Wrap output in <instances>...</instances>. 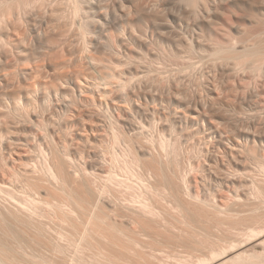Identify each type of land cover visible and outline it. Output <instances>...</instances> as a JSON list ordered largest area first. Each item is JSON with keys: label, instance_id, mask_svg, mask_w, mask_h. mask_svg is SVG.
<instances>
[{"label": "bare ground", "instance_id": "6f19581e", "mask_svg": "<svg viewBox=\"0 0 264 264\" xmlns=\"http://www.w3.org/2000/svg\"><path fill=\"white\" fill-rule=\"evenodd\" d=\"M93 1L0 0V264H264V0Z\"/></svg>", "mask_w": 264, "mask_h": 264}, {"label": "rangeland", "instance_id": "374dc122", "mask_svg": "<svg viewBox=\"0 0 264 264\" xmlns=\"http://www.w3.org/2000/svg\"><path fill=\"white\" fill-rule=\"evenodd\" d=\"M100 1H101L102 6H99V5H100V4H99ZM109 1H110V0H94L92 4L96 3L97 5H96V4H94V5L97 6L98 8H100V7H105V4H106V3H108L109 5H110L111 2L114 3L113 0H112L111 2H109ZM116 1L119 2V0H116ZM151 1L154 2L153 0H151ZM91 2H92V1H91ZM105 2H106V3H105ZM152 2L149 1V2H146V4H147V3H149V4L151 3V5H152ZM49 3H50V4L52 3V4H51L52 6L55 5V2H52V1L49 2V1H48V4H49ZM113 3H112V5H113ZM45 4H46V3H45ZM50 4H49V5H50ZM98 4H99V5H98ZM103 4H104V5H103ZM149 4H148V5H149ZM109 5H108V6H109ZM46 6H48V5L46 4ZM46 6L44 5V6L42 7V8H45L44 10H42V12H43V11H44V12L47 11ZM37 11H40V10H36L35 12H37ZM45 13H46V12H45ZM44 17H45V16H44ZM100 24H101V23H100ZM101 25H102V24H101ZM74 30H75V29L72 28L71 31H69V33L67 34V36H66L67 38H65V39H68V42L71 41V42H74V43H75V42L77 41L76 39H77L78 37H76L77 34H76V31H74ZM75 34H76V35H75ZM98 35H100V32L98 33ZM123 36H124V35H123ZM125 36H126V35H125ZM125 36H124V37H125ZM97 37H98V36H95V38H97ZM126 37H127V36H126ZM69 39H70V41H69ZM71 39H72V40H71ZM73 39H74V41H73ZM126 39L128 40V37H127ZM75 40H76V41H75ZM63 41H64V40H62V42H63ZM65 42H66V41H64V42L62 43V45H60V48H61V49H62V47H64L63 45H64ZM68 42H66L65 44L69 45ZM74 43H73V45H74ZM60 44H61V43H60ZM71 44H72V43H71ZM71 44H70V45H71ZM67 45H65L66 48H69L70 45H69V47H68ZM61 46H62V47H61ZM74 46H75V45H74ZM71 47H72V46H71ZM63 49H65V48H63ZM87 66H88L89 68H91L92 71L94 70V68H93V64H92V63H89V62H88V65H87ZM206 68H207V69H206ZM199 69H202V70H198V69H197L196 71H194V73L191 72L192 74L190 73V76H189V77L187 76V74H185V78H184V79L186 80V82H185V80H184V83H186V86H187V87H188V86H191V88L188 87V88H190V90H194V89L197 90V89H198V86H197V85H198V82H196L197 80H199L201 83H202V82L205 83V82H207V81L204 80V79H205V78L207 79V77L211 76V75H208V73H209L208 69H209V68H208L207 66H204L203 68H199ZM203 70H204V71H203ZM209 70H210V69H209ZM197 71H198V72H197ZM202 71H203V72H202ZM206 71H207V72H206ZM157 72H163V73H164V70H163V69H159V71H157ZM195 72H196V73H195ZM199 74H200V75H199ZM201 74H202V75H201ZM204 74H206V75H204ZM197 75H198L199 77H198ZM196 76H197L198 78H197ZM190 77H191V79H190ZM204 77H205V78H204ZM188 78H189V81H188V82H190V81L192 80V81H191V83L193 82L192 84L187 82ZM194 78H196V79L194 80ZM17 82H18V80L15 81V84H16ZM194 82H195V84H194ZM17 84H18V83H17ZM193 85L196 86L197 89H196V87H194ZM255 120H256V119H255ZM255 120L252 119V120L246 121V126L248 125L249 127L252 126V127L254 128V126L257 125V124L260 122L259 119H258L259 121H258V120L255 121ZM250 121H251V122H250ZM247 122H248V123L250 122L249 124H251V125H249ZM253 122H255V125H254ZM252 124H253L254 126H253ZM260 124H261V122H260L258 125L260 126ZM258 125H257V126H258ZM259 126H258V127H259ZM256 128H257V127H256ZM256 128H254V129H256ZM251 129H252V128H251ZM254 129H252V130H254ZM229 134L233 135L234 133H229ZM202 136H203V135L200 134L199 136H196V138H198V140H199L200 138H203ZM232 137H234V136H232ZM200 141H201V140H199L198 142L200 143V145H203L202 147L204 148V146H205V144H206V143L204 142V139H202L203 142H200ZM190 142L192 143L193 141H190ZM190 142H189V143H190ZM191 143H190V144H191ZM201 143H202V144H201ZM187 144H188V143H187ZM188 145H189V144H188ZM206 147H209V146H207V145L205 146V150H206V153H208V155H209L210 153H211V155H213V154L215 155V153L217 152L215 149H212V150L210 149V150H211V152H210L209 149H208V150L206 149ZM187 151H188V150H187ZM208 151H209V152H208ZM212 151H213V152H212ZM214 151H215V152H214Z\"/></svg>", "mask_w": 264, "mask_h": 264}]
</instances>
